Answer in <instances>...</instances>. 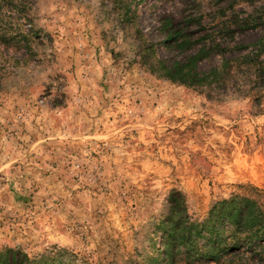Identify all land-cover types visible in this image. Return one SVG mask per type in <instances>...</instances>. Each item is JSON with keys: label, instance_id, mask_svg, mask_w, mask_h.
Returning <instances> with one entry per match:
<instances>
[{"label": "rangeland", "instance_id": "obj_1", "mask_svg": "<svg viewBox=\"0 0 264 264\" xmlns=\"http://www.w3.org/2000/svg\"><path fill=\"white\" fill-rule=\"evenodd\" d=\"M137 1L157 56H177L159 29L182 0ZM123 28L115 0H0V250L164 264L171 191L204 218L239 184L264 189V94L157 76Z\"/></svg>", "mask_w": 264, "mask_h": 264}, {"label": "trees", "instance_id": "obj_2", "mask_svg": "<svg viewBox=\"0 0 264 264\" xmlns=\"http://www.w3.org/2000/svg\"><path fill=\"white\" fill-rule=\"evenodd\" d=\"M205 1L182 0L180 18L168 17L160 23L164 40L159 45L178 52L171 58L158 57L157 44L137 28V0H115V4L122 30L140 44L142 62L152 73L185 87L208 89L218 97L239 91L260 101L264 94V0H213L209 10L204 9ZM248 32L257 33L256 40L239 43L238 35ZM169 205V214L159 225L164 264L171 260L264 264V189L239 184L230 196L216 201L204 218L189 214L186 197L179 190L171 191ZM65 253L30 258L21 250L6 248L0 250V264H70Z\"/></svg>", "mask_w": 264, "mask_h": 264}]
</instances>
